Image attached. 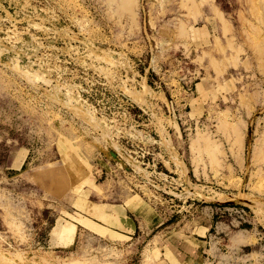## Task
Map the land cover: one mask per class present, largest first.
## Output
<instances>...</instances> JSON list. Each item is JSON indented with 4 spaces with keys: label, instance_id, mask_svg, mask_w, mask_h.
<instances>
[{
    "label": "rangeland",
    "instance_id": "rangeland-1",
    "mask_svg": "<svg viewBox=\"0 0 264 264\" xmlns=\"http://www.w3.org/2000/svg\"><path fill=\"white\" fill-rule=\"evenodd\" d=\"M189 1L0 0V264H264V0Z\"/></svg>",
    "mask_w": 264,
    "mask_h": 264
},
{
    "label": "bare ground",
    "instance_id": "bare-ground-1",
    "mask_svg": "<svg viewBox=\"0 0 264 264\" xmlns=\"http://www.w3.org/2000/svg\"><path fill=\"white\" fill-rule=\"evenodd\" d=\"M105 1H109V2H112V1H116V0H105ZM185 1V0H184ZM187 1H189V0H187ZM191 1L192 0H190L189 2L191 3ZM117 4V12L118 13H121V12H126V13H128V14H130V16L132 15L133 16V8H134V6L136 5V2H135V0H119V2H117L116 3ZM193 5H191V9L193 8L192 6H194V2L192 3ZM189 5V4H188ZM181 6H183V5H181ZM184 7V6H183ZM186 7V6H185ZM189 7V6H188ZM195 7V6H194ZM196 8V7H195ZM194 8V9H195ZM189 9V8H188ZM196 10V9H195ZM188 11V10H187ZM189 12H191V11H189ZM120 15H122V14H120ZM187 15V14H186ZM181 20V19H180ZM179 20V22H178V24H177V33H179V36H180V34L181 35H183L184 34V29H183V27H184V24L182 23V21H180ZM178 35V34H177ZM178 36V37H179ZM181 37V36H180ZM87 111V110H86ZM85 113V112H84ZM87 113V112H86ZM90 118V117H89ZM91 120H93L92 118H90ZM97 124V123H96ZM235 132V131H234ZM233 132V133H234ZM238 134V133H237ZM237 134H236V136H237ZM104 135V134H103ZM105 135H108V133L106 134L105 133ZM104 135V136H105ZM113 135V134H112ZM199 135V134H198ZM201 135H204L203 133H200V135L199 136H201ZM198 136V137H199ZM202 137V136H201ZM238 137V139L237 140H239L240 138H239V135L237 136ZM105 138V137H104ZM107 139V138H106ZM110 144V143H109ZM112 144V143H111ZM263 144V143H262ZM113 145V144H112ZM264 150H263V148L259 145V146H257V145H255L254 146V150H253V155H255V153H257L256 154V156H259V153L260 152H263ZM252 155V156H253ZM264 155V154H263ZM256 156H254V158L256 157ZM137 167V166H136ZM1 238V237H0ZM72 260H74V261H72ZM72 260H70V261H68V263H70V262H75V261H77L78 262V260H75V259H72ZM79 263V262H78ZM71 264V263H70ZM82 264V263H81ZM85 264V263H84Z\"/></svg>",
    "mask_w": 264,
    "mask_h": 264
},
{
    "label": "crops",
    "instance_id": "crops-1",
    "mask_svg": "<svg viewBox=\"0 0 264 264\" xmlns=\"http://www.w3.org/2000/svg\"><path fill=\"white\" fill-rule=\"evenodd\" d=\"M114 205H121L120 203H118V204H115L114 203ZM122 210H124V207H123V209ZM77 212V211H76ZM88 212V211H87ZM82 214H83V212H82ZM88 214V213H87ZM118 219H119V222H120V224H122V226L124 227V228H129V226H130V221H129V219L126 217V215L125 214H123L122 212H118ZM57 246H61V245H57ZM62 247V246H61Z\"/></svg>",
    "mask_w": 264,
    "mask_h": 264
}]
</instances>
